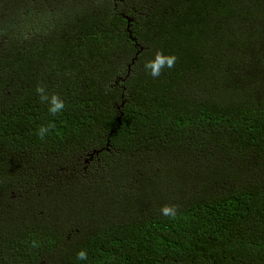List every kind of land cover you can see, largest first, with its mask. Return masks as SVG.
Instances as JSON below:
<instances>
[{"label": "trees", "instance_id": "1", "mask_svg": "<svg viewBox=\"0 0 264 264\" xmlns=\"http://www.w3.org/2000/svg\"><path fill=\"white\" fill-rule=\"evenodd\" d=\"M0 264H264V0H0Z\"/></svg>", "mask_w": 264, "mask_h": 264}, {"label": "clouds", "instance_id": "2", "mask_svg": "<svg viewBox=\"0 0 264 264\" xmlns=\"http://www.w3.org/2000/svg\"><path fill=\"white\" fill-rule=\"evenodd\" d=\"M177 59L178 57L175 54L166 55L162 49L157 50L154 59L147 60L144 63V68L153 78H158L165 68H173ZM36 93L39 95L41 102H48L50 104L48 111L51 115L55 116L65 109V102L61 99L60 95L58 93H54L49 96L46 92V88L42 84L36 87ZM55 128V123L49 122L47 125L40 126L36 134L41 140H44L46 135L50 134ZM178 207V205H165L161 209V212L164 216L175 218L178 214ZM32 246L38 247L39 245L36 241H33ZM87 258V251L81 250L77 253L78 260H86Z\"/></svg>", "mask_w": 264, "mask_h": 264}, {"label": "rangeland", "instance_id": "3", "mask_svg": "<svg viewBox=\"0 0 264 264\" xmlns=\"http://www.w3.org/2000/svg\"><path fill=\"white\" fill-rule=\"evenodd\" d=\"M76 2L78 5H82V0H76ZM92 158H93V156L91 155L90 159H92ZM88 163H89V161H86L84 164L87 165Z\"/></svg>", "mask_w": 264, "mask_h": 264}]
</instances>
